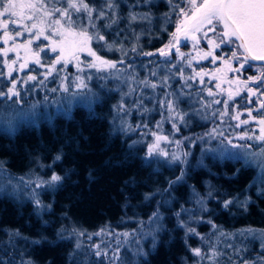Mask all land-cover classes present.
<instances>
[{
	"label": "trees",
	"instance_id": "obj_1",
	"mask_svg": "<svg viewBox=\"0 0 264 264\" xmlns=\"http://www.w3.org/2000/svg\"><path fill=\"white\" fill-rule=\"evenodd\" d=\"M86 1L99 8L102 0ZM182 5L184 7L181 0ZM59 6L63 7L64 3H59ZM126 8L124 2H119L120 15H123ZM139 9L150 13L153 21L150 24V35L143 34V30L140 41L137 42L144 51L153 52L166 41L175 20L172 25H167L166 30L158 29V21L161 20L159 15L165 9L162 0L143 4ZM16 30L18 29L9 27V35L15 37ZM3 34L4 30L0 29V37ZM105 36L110 39L113 33L105 31ZM27 37L29 35L26 34L15 38L14 42L9 40L7 44L0 39V49L14 46ZM209 37L215 39L211 33ZM116 42L122 44L125 50L130 39L126 37L123 41ZM100 50V55H103L105 50ZM209 50L208 42L202 41L195 48L184 45L180 52L196 57V61H191L189 66L191 72L208 71L223 63L225 68L219 71L224 76L236 77L241 81L249 75L247 66L239 73L228 72V64L239 67V63L231 59L228 47L214 50V56L217 57L215 63L212 57L200 59ZM48 52H41V64L30 61L25 67L27 71L33 72L36 77L40 76L41 65L50 64ZM120 54V51L112 50L106 51L105 55L113 60ZM3 55L0 51V91L6 92L11 80L16 77L14 70L20 67L17 59L11 58L13 52L8 54V59L15 61L9 77ZM177 57L179 56L173 53L169 58L159 59L170 61ZM137 58L142 59L144 56L138 55ZM131 59L124 57L128 62ZM223 60H227L228 64L225 65ZM71 69V64L66 66L67 71ZM179 79L175 77L171 80L170 89L173 92L178 90L176 86L180 83ZM53 80L56 79L52 78ZM210 81L204 79V83L209 84ZM115 97L116 92H105L86 105L72 103L67 108L61 105L57 109L51 103L56 96L48 95L32 112L24 110L25 103L19 105L0 97V113L7 110L14 113L8 119L0 116V162L13 173L23 172L35 164H51L52 170L63 178L52 189L41 192L44 207L40 208L28 199L0 193V264H93L85 256L83 246L76 248L75 232L113 225L120 220L127 223L138 212L140 214L136 217L147 219V213L154 207L153 189L162 188L168 180L177 177L186 168L183 163L168 166L165 163H155L153 159L149 165L145 160L143 146L135 144L130 134L113 127L112 103ZM178 104L189 109L187 117L191 120V126L188 132L181 128L177 136L182 139L180 142L191 148V163L186 168L184 180L172 186L169 201L165 204L158 203L162 207L163 229L157 231L153 248L146 247L144 253L132 264H196V256L191 249L197 246L206 248L208 235L204 233L202 237H198L196 234H186L179 226L180 217L176 211L194 206L187 199L189 185L203 192L207 184L218 197L208 200L209 208L201 214L204 218L197 222L199 232H204V227L210 220L227 230L240 227L264 229V193H256L251 185L254 167L244 168L242 161L222 158L210 151L204 154L202 151L199 155L200 133L207 130L211 122L198 120L196 104L188 102L186 97H180ZM43 113L46 114L42 115ZM186 137L189 139L185 142ZM57 156L61 159L56 160ZM243 197L248 201L246 206H242V202H234L227 208L221 207L224 200ZM179 215L183 219L185 213L180 212ZM224 250L226 252L227 248ZM250 250L251 248L246 249V253L237 252V262L244 264V261L254 256ZM204 261L203 259L199 264H204ZM208 264L212 262L208 260Z\"/></svg>",
	"mask_w": 264,
	"mask_h": 264
},
{
	"label": "rangeland",
	"instance_id": "obj_2",
	"mask_svg": "<svg viewBox=\"0 0 264 264\" xmlns=\"http://www.w3.org/2000/svg\"><path fill=\"white\" fill-rule=\"evenodd\" d=\"M153 1L157 0H147V2L146 0H112V2L117 5V8L114 10H108L105 8V11L109 13V16H112L114 11L115 16L119 17L118 23L114 24L109 29H105L104 25L110 21H97L102 34L105 35V31L113 33L112 38H106L109 43H112L114 40H119L121 42L126 39V37H129L130 39V42L125 46V52L127 51L128 54L125 58L132 59L130 62L125 60L124 64H118L116 69L98 72L96 69L84 67L83 72H78L75 62L72 61L68 63V65L71 64L73 69L67 71L66 67H63V62H61V64L55 66L56 70L52 72L51 78H49L47 70L52 67V62L59 55V50L55 53L51 51V48L55 46L51 43V40H58L59 38L57 36L52 35L51 40H44L42 37L40 41H34L33 44L28 45L27 47H16V45L26 44V41L31 38L29 36L26 40H23L14 46H6V48H15V51H11L13 52L11 58L17 59L18 67H20V69L14 70V72L17 73L15 77V80L17 81V90L20 92V90L24 88L20 93V99L22 102L17 104L23 105L25 103L24 108L26 109L24 110L26 112H32L35 108H37V105L44 102L48 95H52L56 96V98L51 101L52 105L56 106L57 109L61 105L67 108L68 105L72 103L86 105L91 101L97 100L105 92H116L115 100L112 103L113 127L125 134H130L135 144H141L144 149L145 157L147 155L149 145L157 144L156 136H160L162 138L167 137V139H160L158 141V149L153 154L151 159H153V162L155 163H165L168 166H174L177 163L180 164L179 161H171V156L175 153L182 159H186V163L183 164L187 168L189 163H191L190 157L192 155V150L188 145H184L182 141L180 142L182 139L177 136L179 131H176L172 125L173 122H175L179 130L181 128H185V132H188L191 126V120L187 117L189 109L177 104V110L186 115L184 121H180L178 119L174 120L169 118L167 109L162 107L159 103V101L165 99V93L182 92L183 94L180 97H186L188 102L196 104V118L198 120L201 119L205 123L211 122L210 127L200 133V136H202L201 138L203 139L198 140L199 155L202 151L204 154L206 151L213 149L219 150L225 146L229 149V151L233 152H259L262 148H264V142L254 139L248 140L247 138L239 139V137L245 132L249 135L253 132H255V135L257 136L260 134L259 120L264 118V109L260 108V101L264 100V95H260L259 91H257V86H251L248 83L249 87H251L253 91H256V95L249 98L247 89L237 83L238 80L236 77H228L227 75L224 76L222 72L219 71L225 68L222 66L223 63H220L221 65L218 66L216 65V67L208 71L191 72V69H189L191 64L189 65L187 61L191 60L195 62L196 57H189L188 53L185 54L184 59L177 57L170 60V62L160 61L157 55H153V57L149 58H137L139 55L138 53L146 52L137 41H140L139 38H141L140 36L142 35L143 30V34L150 35V24L153 21L152 15L148 12L140 11L139 7ZM162 1L165 3V9L159 15L161 20L158 21V29L166 30L167 25H172L173 21L178 17L173 14L172 5L179 4L181 6V0H171V3L169 0ZM44 2L48 4L49 9L53 6V1L51 0H44ZM85 2L88 3L86 0ZM105 2L106 0H102L99 8L103 7ZM119 2H124L127 5L123 15H120L119 13ZM88 4L96 8L98 7L90 3ZM54 6L61 7L59 6V3H55ZM66 6L67 5L64 3L63 7ZM181 7H183V5ZM132 13L138 14L137 20L132 21L130 19V14ZM144 14H147L148 19L140 18V16ZM165 14H168L167 19L165 18ZM73 19L77 20L78 23L80 21L87 23L86 14L84 13H81L79 17L74 14ZM117 32L120 33L119 36H116ZM49 34L50 30L46 29L45 35ZM37 45H39V47H37ZM91 47L100 57L110 60L105 55L106 51L110 52L107 46H102L101 44L93 42ZM133 47H137V53L131 52V48ZM40 48L49 51L48 53L51 57L50 64L48 66L43 65V67H41V75L38 76L36 80L28 81L27 78L29 76H34L33 72H28L25 67L21 68V65L28 64L30 61L35 63L37 58L35 54L37 52H39L38 58L40 59ZM100 49L105 50V52L102 53L103 55H100ZM11 52H8V54ZM8 54L7 56L3 55V58L4 62H6L7 68L9 69V65L13 66V61L12 59H8ZM80 58L86 63L91 62L93 59L92 57L87 56V53H80ZM115 58L116 59L110 61H119L124 59V56L120 54ZM22 59H24V62ZM182 60L185 61L182 62ZM129 63L133 65L131 69L127 68V64ZM224 64L227 65L225 62ZM173 65H176V67L173 68ZM226 67L228 68V66ZM8 69L7 71L9 72ZM180 70H182V75H180ZM153 71L156 72L155 77L150 75ZM196 73H200L203 76V83H200V76H196ZM78 75L85 79L87 88L77 89L75 87V77ZM46 76L47 78H45ZM88 76H91V79H87ZM165 76L169 77V79L166 84L162 85L161 78ZM192 76H195V79L187 81V83L191 84V88H189L186 86L185 78ZM63 77H68L65 82L69 89L68 92H64L61 87ZM132 77H135V79H132ZM175 77L180 78V83L176 86L178 90H174L173 92L170 89V84L171 80ZM217 77H219V79H217ZM52 78H55L56 80L52 81ZM205 78L211 80L209 84L204 83ZM247 78L248 76L243 78L240 82L246 81L244 79ZM146 79L149 84L154 83L158 86L156 88L146 87L145 84L142 83V81H145ZM41 80H44L43 84H40ZM25 81H27V83H25ZM217 84L220 85L219 88H217ZM9 87H11V83ZM52 89L57 90L53 92ZM208 89L212 90L213 95H208ZM237 91H239V95H236ZM262 91H264V89H262ZM230 92L233 94V98L231 100L228 98ZM73 93H77V95H73ZM168 98L171 99L173 97L169 96ZM249 99L251 102H249ZM9 101L16 103V98ZM215 101H220L221 103L217 104ZM224 101L228 102L227 109H225V105L223 103ZM138 104L141 106H137ZM121 105H123V110H121ZM146 109L148 111H146ZM249 110H251V117H254V119L249 117ZM222 112L226 114L221 118L220 113ZM214 113L215 115H213ZM13 114V111L7 110L5 112L2 111L0 116L8 119L13 116ZM45 114L46 113H43L42 115ZM237 114H239V119H232V117ZM243 120H247L248 123L241 124L240 121ZM158 122L160 124L159 127H157ZM145 125L147 126L145 127ZM213 129H217V132L213 133ZM219 132H222L223 136H220L218 134ZM153 133L156 135L154 136ZM206 133H211L212 135H205ZM227 139H231L232 144L240 145L241 147L232 148L231 145H227ZM221 140L225 141L224 145L221 144ZM177 141L180 143H176ZM248 145H251L250 149L248 148ZM164 152L168 153V155L164 156L162 154ZM210 152L212 153V151ZM184 153H188L186 158L183 155ZM212 154L218 155V152ZM194 166L196 165L194 164ZM253 167L254 176L251 180V185L254 191L259 193L262 189H264V182H262L264 181V173H262L261 166L258 164H254ZM186 168L183 170V180L185 178ZM54 173L55 172L52 170L51 164H35L20 173H13L4 166V171L0 172V193L10 194L20 199H28L35 204V201L38 199L42 205L41 192L44 190H50L53 187L46 184L41 187H37V184L41 181L50 180ZM180 175L181 171L177 177ZM177 177L168 180L166 185H163L162 188L159 187L153 189V194H155V200L153 201L154 207L147 213V219L136 217L140 214V212H138L137 214L131 216L134 218L128 219L127 223H124L123 221L121 222L120 220L119 222H121V224L118 226H116V224L119 222L113 225L108 224L94 230L76 231V243L83 246V252L87 259L93 264H97L98 261L100 264H112L108 257H111L113 251L119 247L120 260L116 261V264H132L137 261L141 254L144 253L146 247L148 249H152L155 243L153 241V236H155L156 241L157 231H154L156 224L150 222L149 218L157 211H159L162 216V207L159 206L158 203L161 202L160 204H165L169 201V193L172 191V186L177 184L172 182H175ZM204 188L203 192H199L194 189L192 185H189V195L187 196V199L190 200V203L192 202L194 206H188L187 208H180L176 210L177 213H185L183 219L181 215H179V217L180 222H184L185 226L181 227L184 229L186 234H188V228H193L196 230V233H198V235L196 234L198 237H202L204 233L208 235V245L206 248H201L200 246H197L196 248H200L202 252L209 254V245H214L216 250L221 253V255L216 259V264H240V262H237L235 257L237 252L244 251L246 253V249L251 248L250 253L254 256H251L250 259L244 261V264H264V248H261L260 237L258 235H256L255 238L251 235H246L244 237L239 235V233L244 232L246 229L256 230L257 233L264 229L255 227H240L234 230H227L210 220L211 223L208 221V224L204 227V232L198 231L197 222L204 218L201 214L206 211L203 210L197 201L203 199L205 201L203 207L208 210V200L218 198L214 195V190L211 186H207L206 184ZM209 193H211V196H209ZM245 199L246 198L243 197L234 199L233 201L240 204ZM224 201L221 203L222 208L224 207ZM212 224H215L217 229L214 230L212 228ZM102 229L103 231H101ZM80 232H83L84 235H79ZM221 232L226 235H220ZM123 233H129V235L125 237ZM147 233H152V235H146ZM96 245L100 246L101 251H107L108 257H96L94 255L96 250L94 246ZM229 245L232 247H229ZM224 248H227L226 252ZM204 260V264H208V260ZM201 261L203 262L200 257L196 256V264H199Z\"/></svg>",
	"mask_w": 264,
	"mask_h": 264
},
{
	"label": "snow or ice",
	"instance_id": "obj_3",
	"mask_svg": "<svg viewBox=\"0 0 264 264\" xmlns=\"http://www.w3.org/2000/svg\"><path fill=\"white\" fill-rule=\"evenodd\" d=\"M147 2V0H146ZM171 3V0H169ZM55 3H65L66 7H55ZM182 3L185 4L184 7H181L179 4L172 5L173 14L177 15L180 19L176 24V33L173 35L177 37L176 39V47L175 54L179 56L181 59L185 58V54L181 53L179 50V35H183L187 38L190 34H192V39L194 42L198 43L196 33H202L204 39L207 40L210 50L206 52L200 59H207L208 57H212L213 63L217 59L214 56V50L222 47H228L231 51V59L237 61L239 63V67H232L231 64H228V61L224 62L228 64V70L232 72H241L244 70L245 65L250 61H264V0H182ZM105 8L108 10H114L117 8V5L112 2V0H106L103 7L97 9L96 7L90 6L85 0H53V6L49 9L48 4L44 2V0H28V2H18V0H0V29L4 30L3 37L0 39L3 40V43L7 44L9 40L15 41V38L23 37L26 34L31 38L26 41L24 45H16V47H27L34 43V41H40L43 37L44 40H51V36L55 35L59 39L51 40V43L55 46L51 48L52 52H57L59 50V55L52 62V67L47 70V75L50 76L53 71L56 70L55 66L61 64L63 62V67H66L68 63L74 61L75 66L78 72H83L84 67L93 68L99 71H109L112 69H116L118 64H124L125 60L121 59L119 61H110L100 57L91 47L93 42L101 44L102 46H107L109 51L118 50L122 53V56L126 57L127 52H125L123 45L118 44L115 40L112 43H109L104 34H102L101 29L99 28L97 21L108 20L109 23L104 25L105 29L111 28L114 24H117L119 21V17L115 16V12L113 11V15L109 16V13L105 11ZM27 13H31L30 15ZM81 13L86 14L87 23L73 19V15L75 14L77 17L80 16ZM168 14H165V18L167 19ZM138 14L132 13L130 14V19L132 21L137 20ZM141 19H148L147 14L140 16ZM29 24L31 26L29 27ZM9 27H14L18 29L15 31V37L9 35L8 29ZM50 30L49 35H45V31ZM91 30V31H90ZM209 33L215 39L209 38ZM120 33L117 32L116 36H119ZM218 41V42H217ZM39 47V45H37ZM173 45L171 42L168 45H165L164 48L158 50L159 55L168 57L172 54ZM167 49V50H166ZM5 56H7L8 52L15 51V48H5L0 49ZM40 52H43L44 49L40 48ZM132 53H137V47L131 48ZM80 53H87V56L92 57V61L86 63L84 60L80 58ZM144 57H151L155 55L153 52H140L138 53ZM36 64H41L39 57V52L36 54ZM170 62V61H169ZM188 64H191V60L187 61ZM15 61H13V64ZM83 65V66H82ZM27 64L21 65V68L26 67ZM43 67V65H41ZM133 65L131 63L127 64V68L131 69ZM176 65H173L175 68ZM62 70V69H61ZM12 66L9 65L8 76L12 75ZM182 70H180V75H182ZM151 76L155 77L156 72L153 71L150 73ZM196 76H200V83H203V76L200 73H196ZM47 78V76L45 77ZM36 76H29L27 78L28 81L36 80ZM68 77L62 78L61 87L64 92H68V86L65 83ZM87 79H91V76H88ZM135 79V77H132ZM169 77L165 76L161 78V84H166ZM195 79V76L186 77L185 83L186 86L191 88V84L187 83L189 80ZM219 79V77H217ZM75 87L77 89H85L87 88V84L85 83V79L81 76L75 77ZM255 82L257 86V91H259L260 95H264V72H261L258 76H249L247 81H237L239 85L243 88L247 89L248 96L251 98L256 95V91H253L251 87H249L248 82ZM27 83V81H25ZM44 80L40 81V84H43ZM146 87L156 88L157 84H149L147 79L142 81ZM220 85L217 84V88ZM57 89H52L55 92ZM131 91V90H130ZM183 93H165V99L159 101L162 107H165L169 113L170 119H178L180 121H184L185 115L177 110V104L180 101V96ZM73 95H77V93H73ZM208 95H213L212 90L208 89ZM236 95H239V91H237ZM169 96L173 98H168ZM0 97L5 98L6 100H12L16 98V103H21L20 92L17 90V81L15 79L11 80V87L7 89V91H0ZM229 100L233 98V94L229 93ZM249 102L251 100L249 99ZM215 103H221L220 101H215ZM225 105V109H227V101L223 102ZM141 106V105H137ZM260 108L264 109V100L260 101ZM121 110H123V105H121ZM146 111H148L146 109ZM226 113H220L221 118ZM215 115V113L213 114ZM249 117H251V110H249ZM232 119H239V114L233 116ZM241 124H247V120L240 121ZM260 134L257 136L255 132L249 135L245 132L239 139L248 140H257L260 142H264V118L259 120ZM147 125H145L146 127ZM159 122L157 123V127H159ZM173 128L176 131H179L176 123L173 122ZM130 129V126H129ZM217 129H213V133H216ZM220 136H223L222 132L218 133ZM155 136L156 134L153 133ZM205 135L211 136V133H206ZM160 139H167V137L156 136L157 144L149 145L147 155L145 160L150 165L151 157L158 149V141ZM189 139V138H185ZM203 139V138H200ZM176 143H180L177 141ZM221 144L224 145L225 141L221 140ZM227 145H231L232 148L241 147L240 145L232 144L231 139H227ZM248 148H251V145H248ZM213 153L218 152V154L222 158L231 159L237 162H241L244 168H248L253 166L254 164H258L261 166V171L264 173V148H262L259 152H250L245 151L243 153L229 151V149L225 146L219 150L213 149L209 150ZM164 156H167L168 153H162ZM186 158L188 153L183 154ZM61 157L57 156L56 160H60ZM172 162L179 161L180 163H186V159H182L180 156L175 153L171 156ZM202 163V162H201ZM4 171V166L0 163V172ZM240 171L239 169L237 170ZM184 172L181 171V175L176 178L175 182L179 183L183 180ZM62 177L57 174H53L48 181H41L37 184V187H41L43 185H48L50 187H54L58 182L62 181ZM10 182V181H9ZM264 182V181H262ZM264 193V189L261 190ZM211 196V193H209ZM36 204L38 208L44 207L40 204V201L37 199ZM198 204L201 205L204 211H207L204 208L205 201L200 199L197 201ZM234 203L233 200L224 201L223 206L227 208L229 205ZM248 201L245 200L242 202V206H246ZM47 207H50L47 206ZM183 211V210H182ZM179 216V213H177ZM163 217L159 213V211L154 212L152 216L149 218L150 222L156 224V228L154 231H160L163 229V224L161 223ZM211 223V221H209ZM180 226H185L184 222H180ZM212 228L215 230L217 226L212 224ZM103 231V229L101 230ZM188 233H196V230L193 228H188ZM99 234V233H97ZM15 235H19V233H15ZM79 235H84L83 232H80ZM125 237L129 235V233H123ZM146 235H152V233H147ZM220 235H226L221 232ZM240 236L244 237L246 235H251L253 238L258 235L261 239V248H264V230L256 232L253 229H246L244 232L239 233ZM203 239V238H202ZM153 241L155 242V236H153ZM80 244L77 243L76 248H79ZM94 255L96 257H108L107 251H101L100 246L96 245ZM229 247H232L229 245ZM193 254L197 257H200L202 260L207 259L212 262V264H216V259L221 255L218 252L214 245H209V254L202 252L200 248L191 249ZM239 251V250H238ZM120 249L117 247L111 257H108L112 264H116V261L120 260L119 256ZM97 264H100L98 261Z\"/></svg>",
	"mask_w": 264,
	"mask_h": 264
},
{
	"label": "water",
	"instance_id": "obj_4",
	"mask_svg": "<svg viewBox=\"0 0 264 264\" xmlns=\"http://www.w3.org/2000/svg\"><path fill=\"white\" fill-rule=\"evenodd\" d=\"M184 6H185V4H184ZM179 19H180L179 17H177L175 19L174 24H173V27H172V30L169 33L168 38L166 39V41L158 49H156V50L153 51V53H155V55H157L160 59H164L166 57L159 55L158 50L161 49V48H164L165 45H168L170 42L173 45V47L171 49L172 54L175 53V47H176V39H177V37H175L173 34L176 33V24L179 22ZM195 35L197 36V39L199 41L198 43H196V42L193 41L192 34H190L187 38H185L182 34L179 35V41H180L179 42V45H178L179 50H181L182 46H184V45H188L191 48H193V47L195 48V47L200 46L202 41H207L206 39H204L202 33H196ZM170 56H168V57H170ZM251 64H253V65H261L262 67H264V61H250L245 66H249Z\"/></svg>",
	"mask_w": 264,
	"mask_h": 264
},
{
	"label": "flooded vegetation",
	"instance_id": "obj_5",
	"mask_svg": "<svg viewBox=\"0 0 264 264\" xmlns=\"http://www.w3.org/2000/svg\"><path fill=\"white\" fill-rule=\"evenodd\" d=\"M247 74L249 73V75H247L248 77L249 76H258L261 74V72H264V67H262L261 65H249L247 66ZM249 71V72H248ZM247 81V79H246ZM251 86H256V83L255 82H251L249 81L248 82Z\"/></svg>",
	"mask_w": 264,
	"mask_h": 264
}]
</instances>
